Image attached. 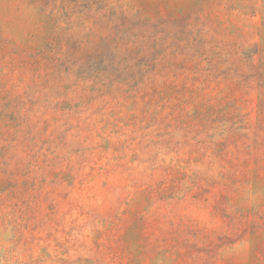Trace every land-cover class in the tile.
<instances>
[{"label":"rangeland","instance_id":"1","mask_svg":"<svg viewBox=\"0 0 264 264\" xmlns=\"http://www.w3.org/2000/svg\"><path fill=\"white\" fill-rule=\"evenodd\" d=\"M0 264H264V0H0Z\"/></svg>","mask_w":264,"mask_h":264}]
</instances>
